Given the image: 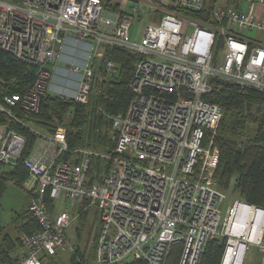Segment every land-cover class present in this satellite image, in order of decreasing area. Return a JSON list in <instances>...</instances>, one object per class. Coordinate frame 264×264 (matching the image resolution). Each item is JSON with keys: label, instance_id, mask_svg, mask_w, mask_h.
<instances>
[{"label": "built area", "instance_id": "2783aa9c", "mask_svg": "<svg viewBox=\"0 0 264 264\" xmlns=\"http://www.w3.org/2000/svg\"><path fill=\"white\" fill-rule=\"evenodd\" d=\"M243 1L245 10L214 5L205 21L189 15H202L204 0H134L129 8L110 0H0V49L36 69L24 94L0 92V111L11 118L15 107L37 113L46 94L84 105L97 72L115 77L113 48L137 56L132 98L111 118V153L77 149L60 160L67 143L58 128L40 134V148L22 161L37 230L19 235L13 264H43L65 250V231L76 216L47 207L62 198L81 212L98 210L96 264H165L174 244L182 245L178 264H199L215 238L226 239L220 264H242L251 246L264 257V209L243 204L254 217L245 214L246 227H239L235 201L221 221L225 195L217 187L219 151L209 131L223 111L204 100L213 77L264 92V44L241 34L264 33V19L254 18L264 0ZM25 145L24 136L0 128V165L16 164ZM92 157L110 164L94 179L87 175Z\"/></svg>", "mask_w": 264, "mask_h": 264}, {"label": "trees", "instance_id": "16d2710c", "mask_svg": "<svg viewBox=\"0 0 264 264\" xmlns=\"http://www.w3.org/2000/svg\"><path fill=\"white\" fill-rule=\"evenodd\" d=\"M216 0H205V11L202 15L189 13L195 19L208 21L209 11ZM108 6V5H107ZM117 7L115 6L114 9ZM222 48L218 41L216 51ZM109 59L117 65L115 77H107L100 83L92 81L97 93L89 101L78 104L71 100L61 99L49 94L41 98L37 113H28L20 107L12 109L11 118L0 111V128L5 127L21 134L26 139L25 148L20 160L14 165H0V201L6 185L11 182L21 186L27 179V172L22 161L28 157L40 134L51 136L58 128H63L66 135L67 151L60 160L69 161L75 150L88 149L97 153H111L115 147L111 118L124 113L132 93L129 81L132 76L137 56L124 49L113 48ZM34 66L17 60L0 49V92L22 95L35 78ZM210 94L204 100L221 107L223 115L217 127L209 131L213 145L219 151L218 164L215 170L217 187L225 191L233 184L238 201L264 209V92L250 87L210 78ZM254 125L252 136L247 134V125ZM109 162L95 157L90 159L87 175L98 178L100 171L109 167ZM92 179V180H93ZM1 206V203H0ZM54 203L48 201V210L53 212ZM80 217L87 215L79 210ZM15 233L31 234L37 230L35 221L28 211L19 213L15 219ZM13 239L5 233L0 221V264H13L11 250L18 244V236ZM225 238L210 240L202 253L199 264H220ZM181 244L171 246L165 264H178ZM80 253V252H77ZM71 258L70 264H87L84 254ZM126 264H146L135 260Z\"/></svg>", "mask_w": 264, "mask_h": 264}, {"label": "rangeland", "instance_id": "374dc122", "mask_svg": "<svg viewBox=\"0 0 264 264\" xmlns=\"http://www.w3.org/2000/svg\"><path fill=\"white\" fill-rule=\"evenodd\" d=\"M134 6H137L134 4ZM150 18H153L150 17ZM160 18V15H156V20ZM146 22V20L144 21ZM135 31V28L133 29ZM258 40L261 41L260 33L257 35ZM264 40V37H263ZM264 42V41H263ZM216 64L220 63V55L216 56L214 59ZM63 66V64H60ZM61 77V76H60ZM104 79L103 75L99 72L95 74V83H100ZM58 83H60V79H58ZM69 86V84H68ZM97 93V88H93L91 91V96H95ZM247 134L248 136H252L254 133V125L248 124L247 125ZM84 149V148H83ZM10 183V182H9ZM24 184V183H23ZM23 184L21 186H23ZM26 192L29 194L30 191L26 189ZM225 199L221 202L218 206L220 210V218L221 221L225 217L226 209L235 201H238V196L233 188V184L230 185L228 189L224 191ZM30 201V194H29ZM24 191L21 190L20 187L17 186H9L5 193L1 198V206H0V221L2 226L5 228V233L9 234L13 239L17 235L14 231L15 229V219L19 213L27 211L28 204L25 203ZM48 207V204H47ZM55 211L60 212L63 210H67L72 215L77 216V220L75 219L74 222L66 229L65 231V240L67 246L64 251L60 252L56 256L52 257H44L42 258L43 264H70L71 258L76 256L77 252L84 254L85 261L87 264H96L95 255H96V245H97V236L99 232V212L96 208L92 207L88 210L89 214L87 213L86 217L83 215L80 217V213H78V206L72 205V203L68 200L60 199L55 203ZM54 211V212H55ZM87 212V211H86ZM78 213V215H77ZM84 213V212H83ZM20 235V234H19ZM19 235H17L19 237ZM14 249L11 250L12 254H15L17 251L20 250L19 244H16ZM80 253H77L80 254ZM264 257L259 252L258 248L255 246H251L245 252V255L242 260V264H263Z\"/></svg>", "mask_w": 264, "mask_h": 264}, {"label": "crops", "instance_id": "0c3cea01", "mask_svg": "<svg viewBox=\"0 0 264 264\" xmlns=\"http://www.w3.org/2000/svg\"><path fill=\"white\" fill-rule=\"evenodd\" d=\"M112 3H113V5H115V4H118L119 3V5L120 4H123V5H125V7H127V8H129L131 5H133V4H135L134 3V0H110ZM205 1V0H204ZM217 4H219V5H221V6H223V7H226V8H230V7H232V8H236V9H241V10H245L246 9V7H247V4H245L244 3V1L243 0H216V2H215V4L214 5H217ZM254 18H258V19H264V7H257V9L255 10V12H254ZM260 33V35L262 36L261 38V41H259L258 40V37H257V35ZM242 36L243 37H246L247 39H249L250 40V42H254V43H257V44H264V40H263V37H264V33L263 32H261V31H255V30H245V31H243L242 33ZM38 144V142L37 143H35V145H34V148H33V150H32V154H34L39 148H40V146L41 145H37ZM17 186V185H15V184H13V183H8L7 185H6V189L9 187V186ZM17 187H20L21 188V190H23L24 191V196H25V198H28V199H26L25 200V203H27L28 202V200H29V194L26 192V187H24V186H17ZM28 190V189H27ZM31 196V195H30ZM30 199H31V197H30ZM63 199V198H62ZM65 200V199H64ZM30 202V201H29ZM54 203V202H53ZM28 204V203H27ZM78 206V205H77ZM54 208H55V203H54ZM79 210H80V208L78 207V213H79ZM55 210L53 209V212L52 213H54V214H56V213H58L57 211H55ZM78 213H77V215H78ZM87 213L89 214V212H88V210H87ZM71 214H73V213H71ZM73 216H75V215H73ZM78 218H77V216H76V220H77ZM74 222V221H73Z\"/></svg>", "mask_w": 264, "mask_h": 264}, {"label": "bare ground", "instance_id": "6f19581e", "mask_svg": "<svg viewBox=\"0 0 264 264\" xmlns=\"http://www.w3.org/2000/svg\"><path fill=\"white\" fill-rule=\"evenodd\" d=\"M239 203V207H238V215H237V219L235 221V224L239 227H246L245 225V214L248 215V217H254V215L250 214V212L248 213V208L245 207L243 204H246L242 201H236ZM242 203V204H241ZM257 232H258V227H256L255 225V228L251 229L249 228V230L247 231V237H249L250 239H253L256 235H257ZM242 246V243L241 244H237V248L240 249V247Z\"/></svg>", "mask_w": 264, "mask_h": 264}, {"label": "water", "instance_id": "95a60500", "mask_svg": "<svg viewBox=\"0 0 264 264\" xmlns=\"http://www.w3.org/2000/svg\"><path fill=\"white\" fill-rule=\"evenodd\" d=\"M10 161H11V162H14V160H13V159H11Z\"/></svg>", "mask_w": 264, "mask_h": 264}]
</instances>
